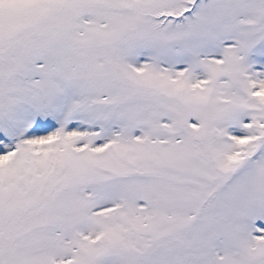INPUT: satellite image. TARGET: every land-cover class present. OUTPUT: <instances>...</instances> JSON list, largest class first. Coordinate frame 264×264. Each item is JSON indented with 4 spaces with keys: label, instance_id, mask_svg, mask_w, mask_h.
Returning <instances> with one entry per match:
<instances>
[{
    "label": "snow or ice",
    "instance_id": "6c2138e0",
    "mask_svg": "<svg viewBox=\"0 0 264 264\" xmlns=\"http://www.w3.org/2000/svg\"><path fill=\"white\" fill-rule=\"evenodd\" d=\"M0 264H264V0H0Z\"/></svg>",
    "mask_w": 264,
    "mask_h": 264
}]
</instances>
